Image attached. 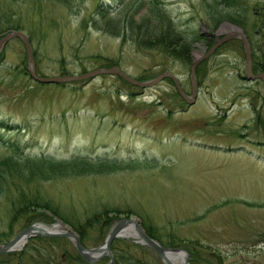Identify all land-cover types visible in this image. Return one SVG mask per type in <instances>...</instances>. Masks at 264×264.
I'll return each instance as SVG.
<instances>
[{
  "label": "rangeland",
  "instance_id": "obj_1",
  "mask_svg": "<svg viewBox=\"0 0 264 264\" xmlns=\"http://www.w3.org/2000/svg\"><path fill=\"white\" fill-rule=\"evenodd\" d=\"M60 1L0 0V38L25 33L39 76L116 65L145 81L168 71L189 96L191 64L225 35L220 30L227 24L248 39L251 72H264V0H226L224 6L242 10L241 25H214L207 0H159L180 29L199 34L191 54L165 41L163 24L146 38L130 28L118 31L117 22L146 17L148 0ZM246 74L243 43L231 35L195 68L199 90L190 106L170 77L145 89L117 73L39 83L28 74L23 39L6 40L0 160L12 153L5 141L28 155L77 153L127 163L52 179L13 174L0 196V247L26 225L58 221L84 248L99 247L118 219L136 218L149 238L186 251L189 264H264V80L249 81ZM18 192L36 194L41 205L30 207L36 213L30 224L11 218L9 198ZM138 240L116 237L110 254L91 264H167ZM0 264L90 263L73 239L36 234L0 254Z\"/></svg>",
  "mask_w": 264,
  "mask_h": 264
},
{
  "label": "trees",
  "instance_id": "obj_2",
  "mask_svg": "<svg viewBox=\"0 0 264 264\" xmlns=\"http://www.w3.org/2000/svg\"><path fill=\"white\" fill-rule=\"evenodd\" d=\"M61 1L60 2L65 5H70L73 0ZM147 2L146 17L134 19V15H132L130 19L125 20L123 23L117 22L119 27L118 31L130 28L131 31H140V37L146 38L154 34L153 32L156 31L157 27L163 24L162 32L165 34V41H171L172 44L177 43L178 45H182L184 49H186L187 54H191L192 44L197 41L196 38L199 34L195 32L191 33V36H189L186 29H180L179 26L173 22L169 13L160 5L159 0H148ZM225 2L226 0L205 1L206 11L208 12L210 8L215 14L214 25H218L224 20L238 25H241L242 21L246 22L241 9H239L240 12L232 9V7L224 6L223 4ZM108 20L104 19L105 24H107ZM6 27H20V25L9 24V26ZM2 125L3 124L0 123V126ZM4 145L7 146L12 153L0 160V196L6 193L8 188L7 181L13 174L20 176L22 179L32 176L31 174L42 179H52L64 175H77L82 172L103 173L122 168V166L127 163L118 159L107 157L92 158L91 156L89 157L77 153L70 155L66 159H58L50 155H28L21 151V147L18 143H7L4 141ZM130 164H132V162H130ZM27 194L28 193L18 192L15 198H9L12 202V204L10 203V213L12 215L11 218L18 215V217L24 219L26 224H30L36 214L34 211L30 210V207H37L40 204L37 203L36 194H29L30 196ZM12 224L13 223L8 224L9 229Z\"/></svg>",
  "mask_w": 264,
  "mask_h": 264
},
{
  "label": "water",
  "instance_id": "obj_3",
  "mask_svg": "<svg viewBox=\"0 0 264 264\" xmlns=\"http://www.w3.org/2000/svg\"><path fill=\"white\" fill-rule=\"evenodd\" d=\"M19 36L23 39V43L25 46V51L27 55V71L30 77L39 82V83H61V82H70V81H79V80H87L92 79L98 75L101 74H109V73H117L119 76L124 78L126 81H128L131 84L137 85L141 87L142 89L150 87L164 79L165 77H170L175 85L178 93L184 98L186 103L188 105H191L195 102V99L198 94V85L195 78V68L196 66L203 60V58H206L210 56L214 50L228 40V38L231 36L228 33H225V35L219 39L202 57L199 59H196L193 64L190 66V79H191V94L190 97H188L185 92L183 91L179 79L177 76L172 74L171 72H163L157 76H155L152 79L146 80V81H139L123 71L120 70L118 66H112V67H100L97 69H93L81 74H72V75H64V76H39L36 73L35 66L32 59V48L29 43V39L25 33H23L20 30L13 31L10 34L4 35L0 38V48L4 45V42L8 40L9 38ZM243 43L244 51H245V59H246V79L248 80H255V79H261L264 80V72L260 73H252L251 72V48L250 44L248 42V39H246L245 35L241 32H239L238 35ZM128 222H133L134 227L140 232L144 231L142 227L139 224V221L136 218H120L116 221V223L113 225L112 229L110 230L107 239L105 240L104 244L99 247L94 248H84L79 241V238L77 234L72 232L71 230L65 231V232H49L44 227L41 226V224L34 223L27 227H24L21 229L16 235L10 239L7 243L1 245L0 247V254H3L7 251H10L13 249L15 243L23 236H26V238H29L33 235H40V236H49V237H69L70 239H73V242L75 244V248L80 255V257L87 261V263H92V261L97 260L98 258H101L102 256L109 255L110 254V246L113 240L116 237H120V229L126 225ZM140 236V237H139ZM139 242L147 244L151 248L154 249V251L163 259V261L167 264H175L171 262L168 255L166 254L167 251H178L182 249H178L175 247H164L159 242H156L155 240L149 238L145 232L139 234ZM137 241V242H138ZM184 251V250H183ZM99 252V253H98ZM186 252V251H185ZM90 253H98L96 255H90ZM188 256V255H187ZM110 264V263H107Z\"/></svg>",
  "mask_w": 264,
  "mask_h": 264
},
{
  "label": "bare ground",
  "instance_id": "obj_4",
  "mask_svg": "<svg viewBox=\"0 0 264 264\" xmlns=\"http://www.w3.org/2000/svg\"><path fill=\"white\" fill-rule=\"evenodd\" d=\"M239 32H241V31L237 27H235L233 25H230V24H227V25L223 26L221 28V30H220V33H228L230 35H239ZM200 54H198L197 56H200ZM134 224L135 223H133V222H128L126 225H124L119 231L120 236H122V237H133V238L138 239L139 234L143 233L144 231H140L139 232L134 227ZM41 226L44 227L48 231L52 230V231H56V232H65V231L69 230L60 221H58L53 226H46V225H41ZM26 240H27L26 236L21 237L15 243L13 249L21 248L24 245V243L26 242ZM96 254L97 253H90V255H96ZM166 254L168 255V257L171 260V262H173V263H176V264H189L187 262V253L185 251H183V250L167 251Z\"/></svg>",
  "mask_w": 264,
  "mask_h": 264
}]
</instances>
